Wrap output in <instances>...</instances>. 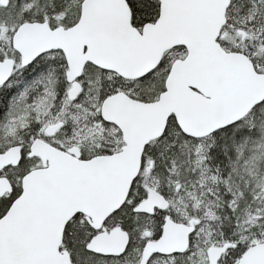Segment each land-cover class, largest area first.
<instances>
[{"label":"snow or ice","instance_id":"6c2138e0","mask_svg":"<svg viewBox=\"0 0 264 264\" xmlns=\"http://www.w3.org/2000/svg\"><path fill=\"white\" fill-rule=\"evenodd\" d=\"M0 264H264V0H0Z\"/></svg>","mask_w":264,"mask_h":264}]
</instances>
